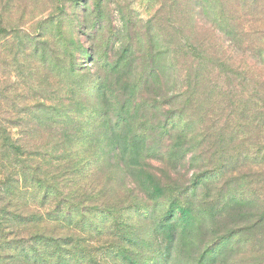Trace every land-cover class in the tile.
I'll use <instances>...</instances> for the list:
<instances>
[{
  "label": "rangeland",
  "instance_id": "rangeland-1",
  "mask_svg": "<svg viewBox=\"0 0 264 264\" xmlns=\"http://www.w3.org/2000/svg\"><path fill=\"white\" fill-rule=\"evenodd\" d=\"M255 15L250 0H0V232L28 241V264H162L155 232L187 200L193 238L177 228L168 264H264V136L223 145L244 111L264 112V64L208 34ZM125 105L146 137L127 172L111 145ZM240 151L249 166L233 164Z\"/></svg>",
  "mask_w": 264,
  "mask_h": 264
},
{
  "label": "trees",
  "instance_id": "trees-1",
  "mask_svg": "<svg viewBox=\"0 0 264 264\" xmlns=\"http://www.w3.org/2000/svg\"><path fill=\"white\" fill-rule=\"evenodd\" d=\"M250 2L254 5V11H256L255 20L253 21L252 26H249L248 29H245L244 27H238V29L233 28L228 25L225 26H214V28L208 27V34L209 38H223L227 39V37H230L231 41L238 40V44L241 49H243L244 52H250V50L253 52L252 57L257 58L259 61H261V64H264V0H250ZM181 31H183L181 28H179ZM248 31V32H246ZM246 34H243L245 33ZM243 35H249L247 38L255 37V45L252 42H246ZM186 46L189 47L192 50V53H198V56H202L203 58L213 57L217 60V62H220L221 65L226 66V60H225V53H219V54H211L207 52V50H204L206 46H208L207 40H201L198 42H195L196 40H192V38H188L186 36ZM195 39V38H194ZM247 44H250V46H246ZM230 46V44H229ZM205 51L207 54H205ZM205 54L206 56H204ZM231 67V66H228ZM101 82V81H100ZM103 84L99 83V99L103 100L105 104H107L106 98L107 94L105 93L103 89ZM109 104V102H108ZM262 109V108H261ZM264 110V109H262ZM123 112L126 119H123V122L126 125V131L127 136L121 140H118L115 138V131L112 132V138L111 145L114 146L113 148V156L115 160L119 163L121 170L126 171L125 168L130 167L129 165H135L136 162H138L142 158L143 150L146 145V137L145 135H133L132 134V128H130V110L127 105L123 107L121 110ZM260 114H263L260 116ZM254 116V119H250L247 117V112L244 111L242 115L239 117V122L235 126L236 132L232 133L230 132L228 136L224 137V143L223 145L228 147L232 144L233 141H236L238 137L240 136H247L251 135L253 133H256L257 135H263L264 136V112L261 111V113ZM261 118H263V122H261ZM129 126V127H128ZM117 128L115 125L114 129ZM2 142L4 146L12 150L15 156H20L22 154L21 149L19 146L14 145L13 143L9 142V137L3 138ZM242 144L246 143V141H242ZM141 148V150L139 149ZM227 152H224V155ZM241 154L243 156H241ZM224 157L222 164L227 167L228 162L226 156ZM250 154L247 153V151H240L239 155L237 156V161L233 164H235V167H244L248 165V162H253L254 159L250 158ZM250 158V160H249ZM263 161V162H262ZM258 164L264 163V157L263 160H257ZM234 166V165H233ZM249 166V165H248ZM224 167V170L227 169ZM222 171V170H221ZM231 171V169L229 170ZM127 172V171H126ZM228 172V169L226 170ZM147 175L146 177L152 181V183L157 180V176L145 172ZM226 175V174H225ZM156 191H158V188H156ZM177 204L178 209H180V217L179 219L175 218H169L168 221H166L163 226H160L158 228V231L155 232V234H159L163 236L168 243L165 253L162 256L163 262L162 264H168L170 259V252L172 249V246L177 240L178 236V227L181 226L182 232L180 234V239L183 240L185 243L189 242L188 239L193 238V232H194V220L192 218L193 215V204L190 202V200H187L185 205ZM173 209V208H172ZM243 213V212H242ZM243 214L250 216V212H244ZM109 219V218H108ZM160 232V233H159ZM192 235V236H191ZM44 236H39V240H42ZM192 237V238H191ZM53 240V239H52ZM54 243H57L55 240H53ZM27 240L23 238L22 235H15V234H4L3 232H0V263H7V264H28V252L26 245ZM43 242H47L46 240ZM216 246H220V243H217ZM216 249H218L216 247ZM4 252V253H3ZM3 254H8V256H4ZM208 253L202 254L198 259V264H203V262L206 260ZM210 255V254H209ZM35 260H40L39 263H42V261H47V257L44 253H36L34 256ZM34 264V263H31Z\"/></svg>",
  "mask_w": 264,
  "mask_h": 264
}]
</instances>
